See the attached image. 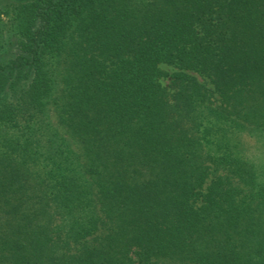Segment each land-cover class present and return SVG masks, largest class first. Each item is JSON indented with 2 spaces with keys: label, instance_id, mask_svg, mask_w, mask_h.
Here are the masks:
<instances>
[{
  "label": "trees",
  "instance_id": "1",
  "mask_svg": "<svg viewBox=\"0 0 264 264\" xmlns=\"http://www.w3.org/2000/svg\"><path fill=\"white\" fill-rule=\"evenodd\" d=\"M251 126L264 0H0V264H264Z\"/></svg>",
  "mask_w": 264,
  "mask_h": 264
},
{
  "label": "rangeland",
  "instance_id": "2",
  "mask_svg": "<svg viewBox=\"0 0 264 264\" xmlns=\"http://www.w3.org/2000/svg\"><path fill=\"white\" fill-rule=\"evenodd\" d=\"M9 1V0H4ZM28 0H14V2H26ZM5 28L12 30V21L4 18ZM162 69H164L167 73H172L177 71V69L172 65L162 64ZM198 80L201 82H205L207 86L210 88L211 85L207 83V80L202 79L197 76ZM171 78L169 75L164 76L162 78V83L166 86H169ZM169 88V87H168ZM240 145L243 150V154L255 164L260 173V179L264 181V128H258L251 126L249 129L239 133L238 135Z\"/></svg>",
  "mask_w": 264,
  "mask_h": 264
}]
</instances>
